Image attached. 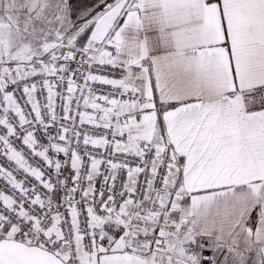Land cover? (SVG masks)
I'll return each instance as SVG.
<instances>
[{"label":"snow or ice","instance_id":"snow-or-ice-1","mask_svg":"<svg viewBox=\"0 0 264 264\" xmlns=\"http://www.w3.org/2000/svg\"><path fill=\"white\" fill-rule=\"evenodd\" d=\"M0 264H264V0H0Z\"/></svg>","mask_w":264,"mask_h":264}]
</instances>
